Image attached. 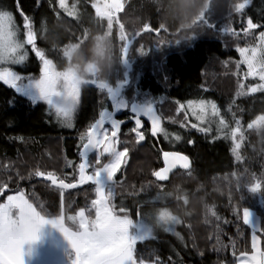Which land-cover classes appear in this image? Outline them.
Returning a JSON list of instances; mask_svg holds the SVG:
<instances>
[{"label":"trees","instance_id":"1","mask_svg":"<svg viewBox=\"0 0 264 264\" xmlns=\"http://www.w3.org/2000/svg\"><path fill=\"white\" fill-rule=\"evenodd\" d=\"M66 2L69 8L76 6V16L61 8L59 0H20L21 9L31 17L37 48L45 51L57 70L66 62L62 50L67 45L85 42L90 32L107 30L106 20L97 22L93 0ZM123 2L124 8L117 18L124 25L129 41L133 42L128 57L133 71L122 95L129 98L128 105H152L159 112L169 133L181 137L179 140L174 137L173 145L163 148L186 154L193 168L191 175L189 171H176L167 183H160L152 175L162 166L158 142L126 144L127 140L121 141L119 146L122 149L127 146L130 151L116 176L119 183L114 199L121 206L127 205L133 216H137V210L160 207L169 209L181 220L175 232L178 236L163 234L138 243L139 254L147 256L154 251L163 264H237L241 253L252 252V232L234 214V207L256 211L264 229V137L261 136L264 130L247 127L257 116L264 115V92L237 96L238 82H243L247 88L258 83V79H243L245 66H240L239 74L236 67L240 59L236 47L255 43L253 36H244L248 20L261 26L250 30L255 36L264 31V0H248L240 13L234 10V5L244 0H211L206 18L215 27L200 29L192 39L180 40L178 44L171 27L164 25L167 31L160 28L159 12L150 0ZM0 9L14 13L18 38L23 41L25 29L15 0H0ZM233 32L239 35L234 36ZM111 36L118 58L108 82L113 87L126 81L127 71L120 61L118 48L122 45L118 25L112 29ZM52 37L56 44L50 42ZM25 50L27 59L22 64L9 66L25 77L21 85L28 77L40 76L41 63L31 45H25ZM199 99L214 102L230 125L234 126L233 116L240 121L244 133L239 149L241 160L233 156L231 140L222 134L217 136L216 125L206 136L191 127L197 122L191 113L185 120L184 111H177L180 104L186 106L189 100ZM109 107L106 93L85 88L75 125L67 129L49 114L46 105L33 104L0 81V183L7 185L0 200L23 191L45 218H54L60 214V193L63 191L65 217L75 216L81 209L89 215L87 209L95 199L91 183L61 190L35 172H52L70 182L75 166L81 162L77 148L80 133L99 118L102 108ZM182 122L184 127H181ZM69 161L72 167L68 166ZM253 176L261 184L260 191L251 192L247 188L254 182ZM161 193L172 195L157 199ZM177 195L186 196L188 202L185 204L183 199H177ZM208 208L216 216H212ZM65 221L75 229L71 220ZM261 243L264 249L262 234Z\"/></svg>","mask_w":264,"mask_h":264},{"label":"snow or ice","instance_id":"2","mask_svg":"<svg viewBox=\"0 0 264 264\" xmlns=\"http://www.w3.org/2000/svg\"><path fill=\"white\" fill-rule=\"evenodd\" d=\"M247 3L248 0H244L243 3L235 4L234 10L237 13L242 12ZM59 4L69 15H77L75 5L69 8L66 0H59ZM15 7L23 19L25 39L21 41L18 38L19 29L14 13L0 9V81L15 92L22 91L21 84L25 82V77L12 71L8 65L22 64L27 59L25 45H31L32 52L35 53L41 63L40 76L34 84L39 92V99L47 105L49 114L54 115L61 126L72 128L81 99V82L70 70H57L56 64L53 63L52 59L47 58L45 51L37 48L36 32L33 30L31 17L21 9L20 0H15ZM92 7L95 9L98 23L107 21L106 31L109 34L112 32L114 23L119 26L120 39L125 42L122 46V63L126 64L130 41L125 35L124 25L117 18V13L123 10V3L121 0H93ZM199 23L201 29L215 27L203 14L199 18ZM258 27L261 26L253 23L251 19L248 20L247 28L244 29V36H253L255 43H246L244 47H236L240 56L239 61L236 62V67L239 74L240 66L244 65L246 71L243 72V79L252 77L258 79L259 83L245 88L243 82H238L237 96L257 91L264 92V31H261L258 37L250 31ZM160 28L167 31L164 24H161ZM232 34L234 36L239 35L234 32ZM176 43L178 44L179 41ZM74 46L69 44L62 50L64 58L70 57ZM141 53L143 54V50ZM27 79H31V77ZM61 81L63 82L62 92L58 87ZM88 84L95 85L101 92L107 94V97L113 102V111L102 108L99 112V118L80 133V143L77 148L81 162L75 166L70 182H65L64 178H60L52 172L45 173L37 170L35 175L44 176L61 190L91 183L94 186L95 199L91 201V206L87 209L89 215L85 214V209H81L75 216L65 217L63 191L60 193V214L55 216L54 220L46 219L45 215L37 211V208L25 197L23 191L8 195L6 202L0 203V264H24L23 245L35 241L41 227L48 223L62 232L69 241L71 248L74 249L73 264H163L154 251L149 252L147 256L139 254L137 244L154 240L158 228L164 232H174L173 226L179 224L181 220L167 208L154 209L144 214L137 210L138 219L136 221L130 218L126 208L121 206L117 210V206L113 203L115 188L119 183L115 179V175L121 169L122 164L126 163L129 149L127 146L122 151L117 148L120 143L118 132L122 121L114 119V113L128 109V106L115 102L116 91L107 81L93 79ZM60 96H64L70 103H58L56 98ZM181 110L185 113V120L188 118V113H191V116L197 121L192 123L191 127L206 136L212 132V125L215 124L217 136L222 134L225 138L230 139L233 156L237 161L241 160L239 149L241 141L244 139V133L240 121L235 119V116H233L234 126H232L221 116L217 105L205 99L189 100L186 106L180 104L177 111ZM229 110L231 111V109ZM130 112L135 118L136 127L132 131L136 133V142L144 140V135L139 130L142 126L141 116L147 117L151 122L153 136L161 133L165 139H168L169 134L161 127V117L157 115L152 105L133 107ZM105 124H110L111 129L105 128ZM184 126L185 124L182 122L181 127ZM247 127L249 129L255 127L259 131L264 130V115L257 116ZM175 138L179 140L181 137L177 135ZM15 139L22 140L23 138L16 137ZM189 142L191 143V141ZM92 153H95V160L89 159V155ZM105 155L108 157L107 161L102 160ZM163 161L165 167L152 172V175L159 181L166 180L168 173L177 165L185 170L191 167L189 158L177 152H163ZM68 166H73L71 161L68 162ZM188 175H191L190 171ZM101 177L105 178L104 183H101ZM252 180L254 182L247 186L248 190L251 192L260 191L261 184L256 182L257 178L253 176ZM6 187L5 183H0V194ZM157 187L160 188L161 185H157ZM171 195L172 193H161L158 194L157 199H166ZM176 198L183 199L185 204L188 202L186 196L177 195ZM208 212L212 216H216L211 208H208ZM233 212L250 228V213L247 209L234 207ZM65 219L71 220L76 226L75 229L66 227ZM250 229L252 232V253L251 255L247 252L241 253L240 257L237 258V264H264V249L260 247V236L257 235V232L264 235V229ZM175 234L179 235L178 233ZM217 241L219 242L218 237ZM169 261H171V257H169Z\"/></svg>","mask_w":264,"mask_h":264},{"label":"clouds","instance_id":"3","mask_svg":"<svg viewBox=\"0 0 264 264\" xmlns=\"http://www.w3.org/2000/svg\"><path fill=\"white\" fill-rule=\"evenodd\" d=\"M159 12L162 24L173 29L176 41L192 39L201 29L199 18L211 9V0H150ZM56 44L55 37L49 38ZM70 57L60 71H71L81 82L87 85L93 79L110 82L118 65L115 44L107 31L90 32L82 43H73ZM63 91V82L58 85ZM60 104L70 103L64 96L56 98ZM264 137V132L261 133Z\"/></svg>","mask_w":264,"mask_h":264},{"label":"rangeland","instance_id":"4","mask_svg":"<svg viewBox=\"0 0 264 264\" xmlns=\"http://www.w3.org/2000/svg\"><path fill=\"white\" fill-rule=\"evenodd\" d=\"M121 2L124 5L123 0H121ZM117 15H118V13H117ZM114 27H116L115 23L113 25V29H114ZM225 32L226 31H224V33ZM119 38H120V36H119ZM124 43L125 42L120 39V45L123 46ZM122 46H120L121 49L118 48L120 50V55H121L120 56V61H121V58H122ZM129 53H130V51H129ZM11 65H14V64H11ZM9 66L10 65H8V67ZM38 78H36V79H28L24 85H21V87L23 89H25V90H27L29 88L30 89H36L34 87V84H35L36 80H38ZM249 78L253 79L252 77H249ZM258 83H259V81H258ZM128 100H129V98L126 95L125 96L122 95L121 99L119 101V104L122 103V104L128 105L127 104ZM144 105L147 106V104H144ZM78 109H79V106L77 108V111H78ZM77 111H76V113H77ZM76 113H75V116H76ZM158 114H159V112H158ZM220 114H221V111H220ZM75 116H74V119H75ZM221 116L224 118V116L222 114H221ZM161 118L163 119V117H161ZM73 122H75V121H73ZM214 125L215 124L212 125V129H213ZM73 127L72 128H67V129H73ZM125 142H126V144H129L132 141L127 139V141H125ZM117 148H118V150H121V151L123 150L121 148V146H119V144L117 145ZM105 157H107V156L105 155ZM102 160L103 161H107L103 157H102ZM122 166H123V164H122ZM119 171L120 170L117 171V173L115 175V179H116V176L119 173ZM104 182H105V178L101 177V183H104ZM116 188H117V186H116ZM14 194H16V193H13V194H10V195H14ZM25 197L28 199V197L26 195H25ZM6 199H7V196L3 200H0V203L6 202ZM29 202L31 203L30 200H29ZM113 203L117 206V210L122 205V204L121 205L118 204L115 199H114ZM122 207L127 209V214L130 216V218H132L134 221H136L138 219L137 216H133L131 214V209H129L127 205L123 204ZM159 208L141 209L140 212H141V214H144L145 212H150V211H153L154 209H159ZM247 210L250 213V221H249L250 228L262 229V221H261V218H260L259 214L256 211L252 210V209H247ZM14 211H18V210H14ZM66 211H67V209H65V207H64V216H66ZM85 214L87 215L86 211H85ZM46 219L54 220L55 217L54 218H46ZM180 224H181V222L179 224H176V225L173 226L174 232H171V231L170 232H164L162 229H159V228L156 229L155 237H159L160 235H163V234H174L175 232L178 231V229L180 227ZM65 226L69 227L67 225L66 221H65ZM257 235L260 236V247L263 249L262 243H261V234H260V232H257ZM37 237L38 238L35 241H30V242H27V243H25L23 245V253H24L23 260H24V264H73V261L75 259V251H74V249L71 248V245H70L69 241L64 237L63 233L60 232L57 228L53 227L51 223L43 225L41 227V229L39 230V232L37 234Z\"/></svg>","mask_w":264,"mask_h":264},{"label":"flooded vegetation","instance_id":"5","mask_svg":"<svg viewBox=\"0 0 264 264\" xmlns=\"http://www.w3.org/2000/svg\"><path fill=\"white\" fill-rule=\"evenodd\" d=\"M121 84L122 83H119L118 85L113 86V89L117 90ZM85 88H87V87L86 86H81V99H80V104H79V110H80L81 103L83 101ZM28 90L31 92V94L33 96H29V95H22V96L26 97L30 102H32L35 105H46L43 101H41L39 99V92H38L37 89H30L29 88ZM121 96H122V94L120 95L118 101L116 102L117 104H119ZM109 102H110V107L108 108V111H113V109H112L113 103L110 100H109ZM132 104L133 103H131V105L128 106V109H122V110L116 111L114 113V119H116L118 121H122V123L120 125V130L118 132L119 141H122V140L125 141V140L129 139L130 141L136 142V133L132 131V129L134 127H136L134 115L130 112ZM141 105H143V104H141ZM143 106H145V105H143ZM156 113L159 116L157 111H156ZM140 119H141V125L142 126L140 127L139 130L143 133L144 140L136 142L137 144H143V143L150 142V141L153 142V143L154 142H158V146H159L160 151L162 153V157H163V152L176 151V150H172V149H169V148L164 149L165 147L173 145L172 140H174L175 135L172 134V133H169V131L167 130V127H166V123L164 122V120L162 118H161L160 124H161V127L168 132V134H169L168 139H165L163 134H161V133H158L156 136H153L152 135V131H151V128H152L151 122L149 120H147V119H144V118H140ZM105 128H108L110 130L111 129V125L107 124V125H105ZM119 145H120V143H119ZM129 151H130V149H129ZM177 152H179V151H177ZM103 158L105 160L108 159L105 156ZM89 159L90 160H95V153H92L89 156ZM162 167H163V160H162L161 168Z\"/></svg>","mask_w":264,"mask_h":264},{"label":"water","instance_id":"6","mask_svg":"<svg viewBox=\"0 0 264 264\" xmlns=\"http://www.w3.org/2000/svg\"><path fill=\"white\" fill-rule=\"evenodd\" d=\"M206 16H207V14H206ZM149 30H150V29H147V28H146V31H149ZM132 44H133V42H130V43L128 44V52H127V55H126V58H127V59H128L129 51H130V48H131ZM122 58H123V56H122ZM122 58H121V61H122ZM122 64H123V66L125 67V69L127 70V73H126V81H125L123 84H121L117 90H115V91H116L115 102L118 101L120 95H121L122 92H123L124 87L127 86V85L130 83V81H131V79H130V73L133 71V64H132L131 62H129V60H127V63H126V64H125V63H122ZM83 86H86V87H90V88H93V89H97V90H99L95 85H92V84H87V85H83ZM17 93H18L19 95H29V96H33V95L31 94V92H30L28 89L25 90V89H23V88H22V91H21V92H17ZM109 100L112 102L111 99H109ZM112 103H113V102H112ZM137 106H139V107H144V106L141 105V104L133 103L132 106H131V109H132L133 107H137ZM131 109H130V110H131ZM140 118H144V119H147V120H148V118H147V117H144V116H141ZM105 125H107V124H105ZM170 152H177V151H170ZM177 153H180L181 155L186 156L185 154H183V153H181V152H177ZM90 155H91V154H90ZM90 155H89V156H90ZM188 158H189V157H188ZM162 160H163V157H162ZM189 161H190V164H191L190 169L185 170V169L179 167V165H177L176 167L172 168L171 171L168 173V178H167L166 180H163V181H159V180H157V181L160 182V183H167V182L171 179V176L173 175L174 172H176V171H190V170H192V168H193V163H192V161H191L190 158H189ZM163 167H165V165H164V161H163ZM163 167H162V168H163ZM159 170H160V169H159ZM156 179H157V178H156ZM49 181H50V180H49ZM54 186H56V185H54ZM79 186H80V185H79ZM56 187H57V186H56ZM72 189H73V188H72ZM66 190H70V189H66Z\"/></svg>","mask_w":264,"mask_h":264},{"label":"crops","instance_id":"7","mask_svg":"<svg viewBox=\"0 0 264 264\" xmlns=\"http://www.w3.org/2000/svg\"><path fill=\"white\" fill-rule=\"evenodd\" d=\"M252 253V252H251ZM251 253H248L249 255H251ZM240 257V256H239Z\"/></svg>","mask_w":264,"mask_h":264}]
</instances>
